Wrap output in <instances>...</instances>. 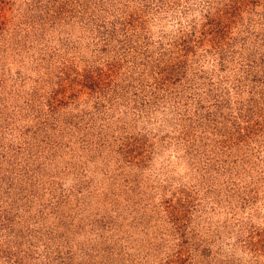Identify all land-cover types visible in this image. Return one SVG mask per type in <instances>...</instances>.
Returning a JSON list of instances; mask_svg holds the SVG:
<instances>
[{"label":"rangeland","instance_id":"374dc122","mask_svg":"<svg viewBox=\"0 0 264 264\" xmlns=\"http://www.w3.org/2000/svg\"><path fill=\"white\" fill-rule=\"evenodd\" d=\"M0 264H264V0H0Z\"/></svg>","mask_w":264,"mask_h":264}]
</instances>
